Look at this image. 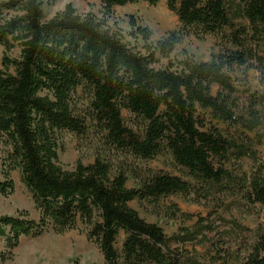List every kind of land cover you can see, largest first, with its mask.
Instances as JSON below:
<instances>
[{
	"label": "trees",
	"instance_id": "obj_1",
	"mask_svg": "<svg viewBox=\"0 0 264 264\" xmlns=\"http://www.w3.org/2000/svg\"><path fill=\"white\" fill-rule=\"evenodd\" d=\"M45 1L57 0H0V45L20 47L0 68V194L14 193L18 170L39 212L38 219L26 210L0 215L6 244L0 262L12 257L22 236L82 225L105 264H264V165L258 164L264 133L257 132L264 96L237 110L242 90L232 76L250 65L264 74V0H165L183 31L217 35L233 46L210 61L178 60L174 69L152 63L157 51L167 56L176 48L178 32L145 54L71 3L46 19ZM100 1L109 11L139 0ZM132 26L150 41L148 28L135 20ZM221 125L239 129L238 136ZM64 133H93L123 159L114 165L98 155L65 169L58 154ZM160 155L188 179L139 163ZM244 158L255 163L250 173L236 168ZM130 177L136 186H129ZM174 194L218 204L221 212L211 210L168 235L131 204L158 206ZM228 196L238 199L222 201ZM233 211L259 212L262 220L252 228Z\"/></svg>",
	"mask_w": 264,
	"mask_h": 264
},
{
	"label": "rangeland",
	"instance_id": "obj_2",
	"mask_svg": "<svg viewBox=\"0 0 264 264\" xmlns=\"http://www.w3.org/2000/svg\"><path fill=\"white\" fill-rule=\"evenodd\" d=\"M68 3L73 4L81 14L93 13L98 20L105 22V27L118 32L129 46L145 54L148 46L156 45L160 39L167 37L172 32H178L181 36L180 41L169 55L164 56L159 51L155 53L156 60L152 65L156 68L170 67L174 69L175 62L185 58L210 61L219 53L233 47L217 35L183 31L178 16L168 8L165 0H160L155 5H151L145 0H139L136 3L114 6L109 11L104 8L100 0L45 1L43 6L45 18H51L58 11L63 10ZM132 20H135L137 25L149 29L151 32L150 41L145 42L141 36L135 35L136 29L132 26ZM19 54L20 47L17 44H14L10 49L0 45V68H4L3 57L5 55L15 58ZM13 70L12 67L9 68V71ZM232 76L242 90L237 96V110H246L252 97L264 96V74L255 65H250L249 68H236L232 71ZM213 91L216 93L218 87L214 86ZM257 108L264 117V103L259 104ZM221 127L228 136L237 137L239 134L237 128L225 125H221ZM257 132L264 133V125ZM254 135L255 133L251 134V136ZM258 150V164L264 165V143ZM58 154L59 163L65 169H74L78 161L86 164L91 163L98 155L103 156L114 165L123 159L122 156L105 149L99 138L93 133L86 137L64 133L59 139ZM139 163L144 168L163 170L188 179L183 169L168 155H160ZM231 166L233 167V165ZM254 167L255 163L248 158L242 159L240 164L236 165L239 172L250 173ZM12 176L15 181V191L7 197L0 194V215L18 216L22 210H26L30 217L38 219L39 212L30 193L21 181L19 171L15 170ZM128 184L136 186L132 177L129 178ZM233 199H238V197L228 196L222 201L228 202ZM131 204L147 221L156 222L162 226L168 235L174 234L182 226L192 225L198 216H207L211 210L221 212L218 204L199 203L181 194L163 198L158 206L137 200ZM256 208L259 211L261 206L257 205ZM259 212L257 215L248 216L233 211V215L242 223L255 228L262 220V214ZM226 216L230 215L226 214ZM187 246L189 249H193L191 245ZM196 249L202 253L205 251L200 246H197ZM5 250V240L0 237V251ZM0 264H105V261L100 249L88 239L85 228L80 225L79 228L64 233L49 230L38 237L22 236L19 245L13 250L12 257Z\"/></svg>",
	"mask_w": 264,
	"mask_h": 264
}]
</instances>
